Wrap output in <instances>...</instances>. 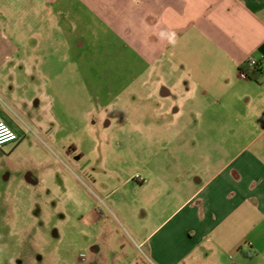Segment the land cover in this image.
<instances>
[{
	"label": "rangeland",
	"instance_id": "374dc122",
	"mask_svg": "<svg viewBox=\"0 0 264 264\" xmlns=\"http://www.w3.org/2000/svg\"><path fill=\"white\" fill-rule=\"evenodd\" d=\"M48 25L36 82L0 102L22 128L0 147V264H143L140 238L172 191L231 156L216 152L218 97L172 50L154 63L99 23Z\"/></svg>",
	"mask_w": 264,
	"mask_h": 264
},
{
	"label": "crops",
	"instance_id": "0c3cea01",
	"mask_svg": "<svg viewBox=\"0 0 264 264\" xmlns=\"http://www.w3.org/2000/svg\"><path fill=\"white\" fill-rule=\"evenodd\" d=\"M82 22L99 23L154 63L172 50L222 108L216 152L230 158L183 196L172 191L180 201L140 238L148 251L143 264H264V72L251 79L241 71L250 59L264 61V0H0V102L36 82L43 28L72 23L79 35ZM160 89V98L174 97L173 89ZM4 112L0 122L20 139L21 126Z\"/></svg>",
	"mask_w": 264,
	"mask_h": 264
},
{
	"label": "built area",
	"instance_id": "2783aa9c",
	"mask_svg": "<svg viewBox=\"0 0 264 264\" xmlns=\"http://www.w3.org/2000/svg\"><path fill=\"white\" fill-rule=\"evenodd\" d=\"M249 65L253 67H258L261 72H264V61H258L256 59H250ZM242 77H248L242 74ZM18 140V135L16 132L9 127L4 122H0V147H4L7 144L15 143Z\"/></svg>",
	"mask_w": 264,
	"mask_h": 264
},
{
	"label": "trees",
	"instance_id": "16d2710c",
	"mask_svg": "<svg viewBox=\"0 0 264 264\" xmlns=\"http://www.w3.org/2000/svg\"><path fill=\"white\" fill-rule=\"evenodd\" d=\"M251 66L248 64L246 65L244 68H242V73L247 74V76L251 79H257V75L259 73H261V71L259 70L258 67H253V71L252 74H250L249 70H250Z\"/></svg>",
	"mask_w": 264,
	"mask_h": 264
},
{
	"label": "flooded vegetation",
	"instance_id": "af4514ba",
	"mask_svg": "<svg viewBox=\"0 0 264 264\" xmlns=\"http://www.w3.org/2000/svg\"><path fill=\"white\" fill-rule=\"evenodd\" d=\"M19 141V138H18V140L16 141V142H18ZM15 142V143H16ZM8 167V169L10 168L9 166H7ZM7 171H9V175H7L6 176V178L8 179V178H10L11 176H10V173H11V171H10V169L9 170H7ZM15 172H17V171H15ZM16 174V173H15ZM26 175V180H28V182H32V183H34V184H38V181L33 177V175L31 174V173H27V174H25Z\"/></svg>",
	"mask_w": 264,
	"mask_h": 264
}]
</instances>
